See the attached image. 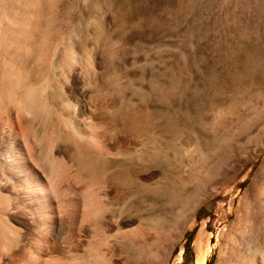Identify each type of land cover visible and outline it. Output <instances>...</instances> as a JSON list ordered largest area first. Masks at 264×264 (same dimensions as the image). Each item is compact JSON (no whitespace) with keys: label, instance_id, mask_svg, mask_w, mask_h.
I'll use <instances>...</instances> for the list:
<instances>
[{"label":"rangeland","instance_id":"1","mask_svg":"<svg viewBox=\"0 0 264 264\" xmlns=\"http://www.w3.org/2000/svg\"><path fill=\"white\" fill-rule=\"evenodd\" d=\"M12 1L0 0V27L8 24L5 11ZM40 3L29 54L16 59L13 48L3 54L0 46V69L44 71L32 82L48 79L45 92L33 93L35 107L44 110L37 119L45 138L56 132L71 138L62 121L72 117L65 102L76 84L86 82L95 126L85 130L108 146L102 153L83 145L77 154L79 181L85 189L94 183L101 192L106 189L108 210L95 208L81 225L67 223L60 234L72 242L63 238L51 246L52 264H194L199 236L211 248L206 264L259 260L264 255V0ZM88 67L94 73L84 74ZM10 106L0 110V135L18 144L21 169L27 171ZM54 191L47 196L32 191L24 203L12 192L8 210L20 213L13 223L52 213ZM81 191L71 195L80 206L86 192ZM102 218L108 223L101 228L87 226ZM113 220L121 221L123 233L112 244L91 241L95 231L114 235Z\"/></svg>","mask_w":264,"mask_h":264},{"label":"bare ground","instance_id":"2","mask_svg":"<svg viewBox=\"0 0 264 264\" xmlns=\"http://www.w3.org/2000/svg\"><path fill=\"white\" fill-rule=\"evenodd\" d=\"M30 4L34 6L33 9L29 8L28 5ZM40 6V0H28L26 2L15 0L14 3L12 1L8 4L5 11L8 17V24L0 27V46L3 47V54H7L9 48H13L14 51L12 53L16 59L22 53L29 54L30 50L28 51L27 48H31V45L36 40L34 32L37 31ZM24 47H26L27 51H22ZM40 73H44V71L35 67L15 68V65L11 68L0 69V110H4L8 104L11 105L13 127L21 131L23 140L21 143L23 144L24 142V162L30 169H27V171L21 169L19 151L17 152L16 150L18 144L14 140L7 138L5 133L2 132L0 135V264H52L50 249L52 245L55 246V244L58 245L64 242L66 237L63 235L61 237L60 234L63 228H67L71 222H73L71 224L76 223L77 225V223H80L81 225L84 221L89 220L88 218L95 208L101 207L103 211L108 210L106 208L108 203L106 200V189L101 192L95 183L88 185L85 189L81 181H79V168L82 162L78 156L80 154L78 152L80 146H93L102 153L108 150V146L101 145L97 136L94 135L95 133L89 134L86 132L87 127L94 125L93 107L88 104L92 99L90 100L91 96L86 92V82L76 84V86L79 85L78 88L71 92V99H67L65 102V106L72 111V117L63 118L62 121L64 127L70 131L71 138L68 140L63 139L61 138L62 134L57 135L58 133L55 130L53 131L56 132V136L45 138L47 133L45 134L42 128L39 127L37 119L40 115L39 112L44 110L37 109L33 101V93L36 88L43 92L49 88L46 77L39 84L32 82L33 78L42 75ZM92 73H94L92 67L84 70L86 75ZM53 74L57 75L56 71H53ZM77 76H81V72ZM43 117L42 115V121L44 120ZM260 170H264V162ZM79 189L86 191L83 196L84 203L81 206L72 199L73 197L71 198V195L80 196L77 193ZM52 190H55L54 192L58 195L52 213L44 218H34L29 222H20L17 225L13 223L18 220L19 212L8 210V205L13 198L12 192L16 194V198L20 202L23 201L21 203H24L30 201V193H33L32 191H37L47 196ZM73 206L75 209H73ZM106 223H108V220L102 218V221L98 219L87 226L97 230L104 224L106 225ZM113 228L116 233L112 236L106 233L101 235L100 231H95L91 241L109 246L115 241L114 236L123 233L121 221L113 220ZM77 239L75 238V240ZM68 240L71 239L68 238ZM68 240L65 239V241ZM70 242L72 241L66 243ZM195 246L194 264H206L207 255L210 253L211 248L204 245L201 236L197 238ZM69 255L73 256L71 253ZM181 255L182 252L180 253ZM70 259L76 261V257ZM240 264H264V255L259 260L242 261Z\"/></svg>","mask_w":264,"mask_h":264},{"label":"trees","instance_id":"3","mask_svg":"<svg viewBox=\"0 0 264 264\" xmlns=\"http://www.w3.org/2000/svg\"><path fill=\"white\" fill-rule=\"evenodd\" d=\"M189 247H190V242L188 241V242H186V245H185V252H189ZM210 263H211V261L207 264H210Z\"/></svg>","mask_w":264,"mask_h":264}]
</instances>
